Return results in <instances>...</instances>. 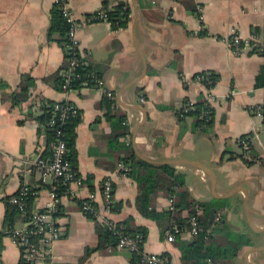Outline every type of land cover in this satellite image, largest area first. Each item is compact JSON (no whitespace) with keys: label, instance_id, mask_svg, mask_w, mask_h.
<instances>
[{"label":"crops","instance_id":"0c3cea01","mask_svg":"<svg viewBox=\"0 0 264 264\" xmlns=\"http://www.w3.org/2000/svg\"><path fill=\"white\" fill-rule=\"evenodd\" d=\"M54 2L0 0V264H20V250L8 231L26 225L18 212L6 225V200L21 184L37 191L34 209L49 200L53 178L43 180L37 167L47 146L37 116L48 101L59 100L80 111L75 146L83 185L70 184L75 195L60 196L54 217L61 236L48 264H131L127 249L99 247L96 223L102 224V219H91L80 208L89 193L102 208L100 187L107 176L120 205L109 218L115 223L131 218L134 225L146 227L142 250L166 254L172 264H182L175 240L167 241L158 222L136 207L135 179L119 172V159L130 149L115 144L108 110L125 115L129 147L138 158L173 164L194 200L218 203L221 221L212 228L216 243H227L229 232L248 238L235 258L218 259L217 264H264V89L255 86L264 57L257 52L263 46L251 42L253 33L262 39L258 29L264 22V0H70L71 13L80 22V49L115 93V108L104 104L105 97L91 84L64 93L46 79L62 73L66 64L64 45L56 34H49ZM118 3L130 9L126 27L90 19L100 8ZM234 34L242 41L239 51L229 42ZM208 71L218 79L209 86L212 120L202 129L183 108L202 100L209 104L208 86L198 77ZM24 75L31 76L33 84L15 103ZM124 135L118 140L127 144ZM245 135L251 138L248 159L242 157L240 144ZM188 161L207 167L213 178ZM167 205L168 196L160 190L152 206L163 211ZM179 238L192 236L185 228Z\"/></svg>","mask_w":264,"mask_h":264},{"label":"trees","instance_id":"16d2710c","mask_svg":"<svg viewBox=\"0 0 264 264\" xmlns=\"http://www.w3.org/2000/svg\"><path fill=\"white\" fill-rule=\"evenodd\" d=\"M107 13V20L111 23V26L114 28L126 27L130 9L125 3H118L112 8H107L104 6ZM69 29V23L63 15L62 8L59 0L54 2V5L50 11V26L49 34H56L57 40L64 45L67 41V31ZM261 33L263 40V47L261 50H258L261 55L264 57V22L261 29H258ZM256 49H254L255 51ZM66 55V54H65ZM66 64L63 69H65ZM80 72H84L87 69H93L99 76V72L94 69L91 65L85 68H78ZM204 77L202 82H205L207 86H214L217 82L218 75L211 72L206 74V72L199 73ZM47 80L52 81L54 85L61 90L63 83V76L61 73H54L48 77ZM207 80H210L208 83ZM84 83L82 80H74L71 83V89L78 87L80 84ZM91 84V82H86ZM33 84V78L29 75H24L23 80L20 83V88L15 93L14 102L23 100L27 96V92L31 85ZM255 86L263 87L264 89V64L260 67L256 77H255ZM103 103L108 105L110 101L107 98L102 99ZM261 106L262 114V123L264 130V98ZM202 111H207L206 115L201 117ZM213 108L204 101H199L194 104V108L187 111L186 115H193L196 118L195 125L199 128L206 129L211 123V117ZM55 118V123L52 127H48L47 122ZM59 113L54 110V102L48 101L37 116V119L43 123L45 134L47 137V146L42 154L43 157H50L52 151L50 149V143L61 139L64 141L66 146L65 159H67L71 165V168L80 176L77 171V151L75 146L76 140V126L80 121V111H77V115L70 116L64 121L58 119ZM107 117L112 121L113 128L115 133L113 134V140L115 144H118L120 148L130 149L127 152V155L121 157L119 161L123 162L125 166L128 167L126 171L127 175L132 176L137 185H138V194L136 196V207L145 217L156 220L162 228L164 233L165 229L169 226L171 218L174 219L178 226L182 229L188 228V216L194 212V204H198L202 207V213L199 216V224L203 228L198 235L193 236L190 240H180L179 233L175 234V242L181 252V261L182 264H207V259H210L214 264H217L218 259H233L237 255L239 249L243 244H248L249 240L243 234H235L229 232V239L227 243H216L212 234V231L209 234H206V228L211 226L212 220L214 219L215 213L218 208V203L216 201L210 202H199L193 199L189 194L187 188L185 187L184 175L178 172L175 166L171 163H154L138 158L135 153L129 147V144H125L120 138L123 136L128 128L124 121L125 115L116 113L115 111L108 110ZM83 181V180H82ZM66 189V186L60 185L57 189L59 194H62ZM164 190L167 196L174 194V211L163 210L157 211L152 206L153 199L155 195L160 191ZM32 200V198H30ZM7 201V214L5 218V223L7 226H10L13 223V218L18 212L17 207L9 201ZM60 206V205H59ZM57 207V212L58 208ZM120 205L116 202L112 205V212L118 210ZM19 213V212H18ZM57 213H55L56 215ZM87 217L96 220V218L91 215ZM117 228L120 229L123 233L128 235H133L135 233H140L145 240L147 234V228L143 226H137L132 223L131 218H126L122 222L116 223ZM96 229L99 236V247L116 246L118 242V234L114 233L107 229L104 223H96ZM130 262L131 264H141L140 255L137 252H131Z\"/></svg>","mask_w":264,"mask_h":264},{"label":"built area","instance_id":"2783aa9c","mask_svg":"<svg viewBox=\"0 0 264 264\" xmlns=\"http://www.w3.org/2000/svg\"><path fill=\"white\" fill-rule=\"evenodd\" d=\"M56 1V0H55ZM62 12L67 22L69 29L66 37L67 41L64 44V52L66 58V67L62 70L63 83L61 91L67 93L71 89V83L74 80H82L83 82H91V85L97 87L101 94L110 101L111 107H117L115 101V93L105 87L104 80L93 69H87L80 72L78 68H85L90 66L85 58V54L80 49L79 40L77 38V30L80 22L73 16L69 8L70 0H59ZM91 20H107V13L104 7L90 15ZM108 21V20H107ZM230 45L234 51H239L242 41L237 34H234L229 39ZM250 42V41H249ZM251 42L254 45L260 44L263 46V40L256 33L251 35ZM211 73L210 71L206 74ZM202 80L204 77L198 75ZM210 83V80H207ZM206 85V84H205ZM207 86V85H206ZM211 87L206 88V100L211 104L213 97L210 93ZM139 102L144 101V96H138ZM192 104H188L183 108V112L193 109ZM54 110L59 113L58 119L64 121L70 116L77 115L78 109L69 101L59 100L54 102ZM260 111V106L256 107ZM207 111H202L201 117L206 115ZM55 123V118L47 122L48 127H52ZM129 134L124 135V140L128 143ZM242 147V157L248 159L251 149V138L243 136L240 138ZM52 154L50 157L40 156L37 160L38 172L42 179L52 177L53 183L49 187V200L43 205L41 209H34L33 199L37 196V191L27 184H21L15 194H13L9 201L17 207L25 226L21 228L11 229L8 231L9 236L20 250L21 261L20 264H48L50 259L54 256L52 254V247L55 241L61 236V230L56 223L54 217L57 212V207L60 202L59 192L57 191L60 185L66 186L65 195L74 196L75 193L70 188V184L78 186L83 185L82 178L73 171L67 159H65L66 146L63 140L57 139L50 143ZM118 169L121 174H127L128 167L121 161L118 163ZM100 194L102 198V208L95 200V194L89 193L87 199L80 202V208L86 215H91L94 218L101 217L102 222L106 225L107 229L118 234V242L116 246L121 249H127L130 252H137L140 255L141 264H172L168 255L155 252H147L142 250L143 237L140 233L128 235L123 233L117 228L116 223L109 218L112 213V205L114 200V186L111 176H107L101 182ZM32 198V200H30ZM174 198L175 195L168 196L167 210L174 211ZM194 212L188 216V233L193 237L198 235L203 228L199 224V216L202 213V207L198 204L193 206ZM221 221V211L215 213L211 226L206 228V234L212 231V228L218 225ZM181 232V228L177 222L171 218L169 226L165 229L164 235L167 241H174L175 234ZM207 264H214L210 259H207Z\"/></svg>","mask_w":264,"mask_h":264},{"label":"water","instance_id":"95a60500","mask_svg":"<svg viewBox=\"0 0 264 264\" xmlns=\"http://www.w3.org/2000/svg\"><path fill=\"white\" fill-rule=\"evenodd\" d=\"M188 162L191 163L192 165L196 166V167L202 168L203 170H205L206 172H208L210 174V176L213 178L212 173L210 172V170L207 167H205V166H203V165H201L199 163L192 162V161H188Z\"/></svg>","mask_w":264,"mask_h":264}]
</instances>
